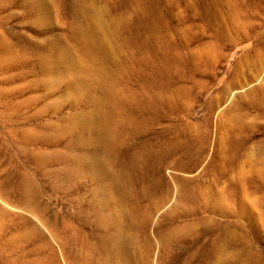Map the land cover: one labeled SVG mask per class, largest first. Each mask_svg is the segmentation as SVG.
<instances>
[{
  "label": "rangeland",
  "instance_id": "374dc122",
  "mask_svg": "<svg viewBox=\"0 0 264 264\" xmlns=\"http://www.w3.org/2000/svg\"><path fill=\"white\" fill-rule=\"evenodd\" d=\"M30 1H33L32 5ZM47 1L51 5V0ZM88 1L59 0V5H51V15L56 19L53 10H61L65 6L67 12L65 15L59 14V21L76 25L77 21L68 12L69 4L73 9V3H78L81 18V2H97ZM158 1L152 6L149 18H155L165 8L169 9L165 14L171 28L166 32L165 28L159 27L158 40H163L167 33L170 38L167 42L162 41V44L178 46L174 50L179 53L176 63H171L170 74L164 76L184 80L193 74L195 81L203 82L206 90L220 96L218 99H221L222 109L215 111L217 116L221 115L222 125L215 131V138L214 135L203 138L208 147L198 167L185 172L164 171L165 179L169 177L161 191L168 186L169 197L165 201H157L160 206L154 213L149 231L142 239L137 237V243L141 249L143 243L154 245L150 264H264V40L257 51L252 46L254 41L257 42L256 38L248 42L238 39L249 31L253 32L257 22L248 25L246 33H242V30L236 33L237 30L232 27L235 14L241 15L239 10L245 11V14L264 0H180L179 7L174 6L179 0ZM187 1H195L192 8L185 7ZM42 5L45 3L37 4L36 0H0V32L9 39L11 46H16V57L5 62L0 69V173L1 179L8 176L7 179L14 182L27 176L33 186L40 189L39 197L33 199L37 208L45 205V216L54 221L53 213L58 211V201H66L68 196L73 195L54 188L57 180L52 169L62 165L59 163L60 151L65 152L67 157L79 156L81 145L82 151L85 147L81 139L95 134V130L81 134V113L105 111L106 104L103 102V91L93 83L90 88L81 91L76 83V72L70 75V71H73L71 68L66 69L69 75L36 73L38 67L33 54L34 45L41 46L43 42L34 40L44 39L48 34L54 37L59 32L64 33L65 40L68 37L65 35L66 25H63L65 29L57 23L55 27L41 28L38 16L45 11ZM88 13L99 16V10L94 5ZM228 31L234 38L230 37ZM209 53H214L216 59L211 66H206L204 64ZM114 67L111 65V70ZM58 75H63L58 79L61 87L52 90L50 83ZM227 82L228 86L223 88ZM201 103L202 99L198 97L192 101L191 119L195 115L204 116ZM70 115H74V120L73 123L69 122V117L68 121L65 120L67 131L63 134L58 130L63 141L54 140L49 144L38 139L39 134L51 135L50 125L52 122L60 124L59 116ZM166 123L169 122L163 120L156 123L154 131H162ZM238 123H243V127H237ZM132 141L135 143L139 140L133 138ZM220 142L232 145L224 153L229 167L223 175L211 170L204 171L210 158L219 159L217 146ZM70 163H76V160ZM88 176L85 179L81 178V173L78 176L79 190L82 185V188L90 189L89 186L97 184ZM28 189L34 190L33 187ZM158 193H152L150 198H157ZM14 199L15 194L9 199L0 194V205L13 213L9 219L10 223L13 222L11 230L7 235L3 232L0 234V247L6 236L14 242L22 240L24 248L0 252V264H6L8 258L13 259L18 254L31 260L32 264H79L89 253L81 242V236L89 233V227L81 226L78 203L63 201L64 204H59L64 214L58 215L55 226L68 239L63 242L62 238L58 241L49 233V225L40 221L37 212H31ZM72 214L77 215L78 219ZM17 215L26 220L31 217L36 227L25 226ZM65 224L70 225L63 229ZM183 224L189 227L169 234V230ZM159 231L167 238L165 244L160 242ZM43 235L48 240L43 239ZM89 239L93 241V238ZM136 252L130 249L129 260L133 264H137L139 257ZM14 261L10 262L17 264Z\"/></svg>",
  "mask_w": 264,
  "mask_h": 264
},
{
  "label": "bare ground",
  "instance_id": "6f19581e",
  "mask_svg": "<svg viewBox=\"0 0 264 264\" xmlns=\"http://www.w3.org/2000/svg\"><path fill=\"white\" fill-rule=\"evenodd\" d=\"M46 1L36 0L37 4L45 3L41 6L45 7V11L38 16L41 28L55 27V23L62 25L61 28L66 25L65 35L68 37L65 40L64 33L59 32L54 33V37L45 34L44 39L34 40L43 42L41 46L33 44L36 47L33 53L38 67L36 73L68 74L66 69L71 68L73 71H70V75L76 72V83L81 91L90 88L93 83L96 88L103 91V102L106 104L105 111L81 113V134L93 133V130L96 131L95 134L81 139L85 147L82 151L81 145L79 156L67 157L65 152L60 151L59 160L62 162L59 163L62 165L52 169L57 180L54 188L73 195L63 201L78 203L81 208V226L89 227L87 231L89 233L81 236L82 246L89 250V253L79 264H125V262L133 264L129 260L130 249H135L139 254L137 264H150L154 245L143 243L141 249L137 237L142 239L149 231L154 213L160 206L157 201L162 199L165 201L169 197L168 186L161 191L169 177L167 174L168 177L165 179L164 171L192 170L202 163L206 156L203 152L208 147L204 139L213 135L215 138V131L222 125L221 115L217 116L215 111L222 109L221 97L218 96L220 97L218 99L215 93L206 90L203 82L195 81L193 74L184 80L180 79L181 77L175 79L165 77L170 71L171 63L178 60L179 53L174 50L178 46L162 44V41L167 42L170 38L167 33L163 40H158L159 27L169 32L171 24L165 14L168 13V8L155 18H149V13L153 10L151 8L157 0H97V2L89 0V4L81 2V18L78 3L74 2L73 9L69 4L68 12L77 21L76 25L59 21V16L67 12L65 6L61 10L57 8L53 10L57 17L54 19L51 15V5H59V0H51V5ZM32 2L30 1L31 5ZM194 2L187 1L185 7L192 8ZM180 3L179 0L174 6L179 7ZM92 5L98 8V17L88 13ZM154 7L156 8V5ZM239 11L241 15L235 14L232 27L237 30L236 33L238 30L246 33L248 25L257 22L253 32L249 31L243 38L238 39L248 42L256 38L257 42L254 41L252 46L254 50L259 51L264 40L262 30L264 20L259 21L258 18H264V1L252 6L245 14V11ZM229 31L230 37L234 38ZM15 49L16 46H11L9 39L0 32V69L9 59L16 57ZM211 53L207 55L204 64L206 66H211L216 59L215 52ZM111 65H115L112 70ZM61 76L63 75L52 79L50 83L52 90L61 87L58 85ZM228 83L223 88H226ZM196 97L202 99L201 108L204 116L195 115L194 119H191L192 101ZM68 117L69 122L73 123L74 115L59 116L61 123L52 122L50 125L51 135L39 134L38 139L49 144L54 140L63 141L62 136L58 135V130L63 134L67 131L65 120L68 121ZM163 120L169 123H166L162 131H154V125ZM237 127L242 128L243 123H238ZM133 138L139 141L133 143L134 140L131 142ZM231 147V144L220 142L217 146L219 159L210 158L208 165L202 167L204 171L225 174L229 165L224 153ZM74 159L76 163H70ZM80 173L81 178L85 179L89 175L88 177L97 184L92 183L90 189H84L82 185L79 190ZM1 177L0 173L2 197L9 199L15 194V202L31 212H37L40 221L49 225L48 231L55 239L59 241V238H62L63 242L68 241L64 234L61 235L62 230L55 226V219L58 215L64 214L59 207L60 203L64 204L63 201H58V211L53 213L55 219L51 221L45 216V205L41 209L37 208L33 199L35 196L39 197L40 189L34 187L27 176L15 182L8 180V176L3 179ZM29 187H33L34 190L28 189ZM182 187L186 191L184 184ZM152 193L159 195L157 198H150ZM12 214L0 205V234L3 232L7 235L6 233L11 230ZM72 215L78 219L77 215ZM17 216L23 220L25 226L36 227L37 224L31 217L26 220L23 216ZM69 225L65 224L63 229ZM188 227V224L178 225L169 230V234ZM159 234L160 242L165 244L166 236L160 231ZM42 237L48 240L46 235ZM89 237L93 238V241ZM3 239L5 241L1 244L0 252L7 249L5 252L8 253L24 248L22 240L14 242L6 236ZM161 257L163 259V255ZM7 260L6 264H13L11 260L17 261V264H32L31 260L21 258L20 254Z\"/></svg>",
  "mask_w": 264,
  "mask_h": 264
}]
</instances>
